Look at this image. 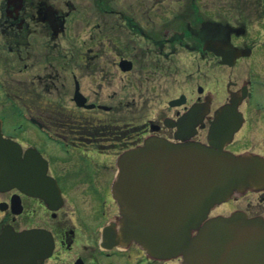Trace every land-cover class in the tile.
<instances>
[{"label": "flooded vegetation", "instance_id": "obj_1", "mask_svg": "<svg viewBox=\"0 0 264 264\" xmlns=\"http://www.w3.org/2000/svg\"><path fill=\"white\" fill-rule=\"evenodd\" d=\"M0 123L14 264H180L121 233L117 161L157 138L264 164V0H0ZM235 212L264 218L263 179L210 216Z\"/></svg>", "mask_w": 264, "mask_h": 264}, {"label": "water", "instance_id": "obj_2", "mask_svg": "<svg viewBox=\"0 0 264 264\" xmlns=\"http://www.w3.org/2000/svg\"><path fill=\"white\" fill-rule=\"evenodd\" d=\"M16 147L0 131V190L29 184L22 178L26 162L16 156ZM117 168L112 191L121 233L149 254L181 257V264H264L263 218L241 212L209 217L232 193L264 180L258 159L195 142L149 138L124 152ZM27 192L44 197L37 189ZM14 247L13 236L2 233L0 264H14Z\"/></svg>", "mask_w": 264, "mask_h": 264}]
</instances>
